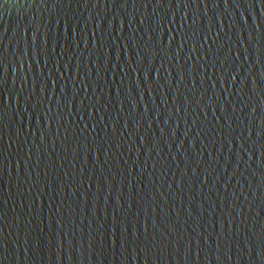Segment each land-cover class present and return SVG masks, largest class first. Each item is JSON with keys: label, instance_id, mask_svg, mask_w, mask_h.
Masks as SVG:
<instances>
[{"label": "water", "instance_id": "1", "mask_svg": "<svg viewBox=\"0 0 264 264\" xmlns=\"http://www.w3.org/2000/svg\"><path fill=\"white\" fill-rule=\"evenodd\" d=\"M0 264H264V0H0Z\"/></svg>", "mask_w": 264, "mask_h": 264}]
</instances>
